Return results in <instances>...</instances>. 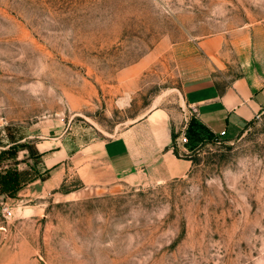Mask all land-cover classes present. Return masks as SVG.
<instances>
[{"label":"rangeland","instance_id":"rangeland-1","mask_svg":"<svg viewBox=\"0 0 264 264\" xmlns=\"http://www.w3.org/2000/svg\"><path fill=\"white\" fill-rule=\"evenodd\" d=\"M252 70L264 80V0H0L1 143L35 128L0 157L21 182L0 192V264H264V113L221 142L195 125L183 177L77 195L74 176L44 190L35 146L76 150L156 106L198 122L187 80Z\"/></svg>","mask_w":264,"mask_h":264},{"label":"crops","instance_id":"crops-1","mask_svg":"<svg viewBox=\"0 0 264 264\" xmlns=\"http://www.w3.org/2000/svg\"><path fill=\"white\" fill-rule=\"evenodd\" d=\"M223 41L217 36L205 41L204 46L215 51ZM182 95L200 126L211 134L226 130L228 135L230 127L242 131L257 114L264 113V80L255 70L225 86L212 75L187 80ZM182 123L181 116L156 106L115 136L96 137L76 150L68 146L64 136H42L35 146L47 171L42 181L44 190L56 197L63 195L60 188L72 176L80 183L78 189L70 191L74 195L183 177L192 169L193 161L174 151V135ZM25 133L21 140L8 144V149L20 141L29 149L28 139L35 137V128H27ZM2 141L0 138V150H6Z\"/></svg>","mask_w":264,"mask_h":264},{"label":"trees","instance_id":"trees-1","mask_svg":"<svg viewBox=\"0 0 264 264\" xmlns=\"http://www.w3.org/2000/svg\"><path fill=\"white\" fill-rule=\"evenodd\" d=\"M195 125H197V127H195ZM193 127H195V129L197 128V131L200 132V134L196 135V136H199L200 139L202 136V132H204V131L211 134L208 130H205V128L200 126V124L198 122L194 121V122L190 123L189 129L187 132L188 136L191 135V139H193L194 134L197 132V131L196 132L194 131ZM175 139H176V134L174 135V140ZM15 149L16 148L14 146V147H11L9 149L2 150L0 152V157L6 153H9V152H11L12 154L13 153L15 154V152H14ZM174 151L178 156H181L179 150L176 147H174ZM20 185H21L20 172L17 169H15V170L10 169V170H7L6 172L0 174V192L15 193L16 191L19 190Z\"/></svg>","mask_w":264,"mask_h":264},{"label":"built area","instance_id":"built-area-1","mask_svg":"<svg viewBox=\"0 0 264 264\" xmlns=\"http://www.w3.org/2000/svg\"><path fill=\"white\" fill-rule=\"evenodd\" d=\"M186 116L183 120V123L180 127V129L178 130L177 132V136H176V139H175V144H174V147H176L180 154L182 153H186V148H185V145L189 142V138H188V129H189V126H190V119H189V116H188V113L186 112L185 113ZM226 135V130H222L220 133L217 134V141L218 142H221L222 140H224V137ZM182 148H183V151L185 152H182ZM7 213L9 215L12 214L11 210L10 209H7Z\"/></svg>","mask_w":264,"mask_h":264}]
</instances>
